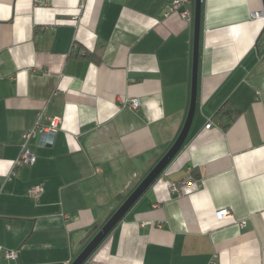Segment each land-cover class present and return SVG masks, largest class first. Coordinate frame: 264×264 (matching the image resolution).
I'll use <instances>...</instances> for the list:
<instances>
[{"label":"crops","instance_id":"0c3cea01","mask_svg":"<svg viewBox=\"0 0 264 264\" xmlns=\"http://www.w3.org/2000/svg\"><path fill=\"white\" fill-rule=\"evenodd\" d=\"M170 1L0 0V264H71L177 139L195 0L189 19L166 16ZM260 11L202 0L190 131L84 264H264ZM54 118V144L32 137L36 162L17 164L26 133Z\"/></svg>","mask_w":264,"mask_h":264},{"label":"water","instance_id":"95a60500","mask_svg":"<svg viewBox=\"0 0 264 264\" xmlns=\"http://www.w3.org/2000/svg\"><path fill=\"white\" fill-rule=\"evenodd\" d=\"M201 15H202V0H195L194 6V48H193V72H192V91L191 103L185 124L179 133L175 142L166 151L157 164L144 177L139 185L133 190L129 197L121 204V206L114 212L108 221L99 229V231L87 243L84 249L73 260L71 264H84L96 248L102 243L107 235L119 223L129 209L141 197V195L149 188V186L164 172L168 165L174 160L183 146L185 139L190 131L192 121L196 110L197 101V87H198V62L200 50V34H201Z\"/></svg>","mask_w":264,"mask_h":264},{"label":"built area","instance_id":"2783aa9c","mask_svg":"<svg viewBox=\"0 0 264 264\" xmlns=\"http://www.w3.org/2000/svg\"><path fill=\"white\" fill-rule=\"evenodd\" d=\"M194 0H171L168 4L167 10H166V16L172 14V13H178L184 18H190L192 15V9L190 8V5L193 3ZM184 7V8H183ZM182 8V9H181ZM254 18H264V12H255L253 13ZM132 105L134 108H138L140 105L139 99H133ZM213 122L210 121L206 128H210L212 126ZM59 126V119L54 118L52 119V122L50 126L47 127H39V125L36 126L35 129L30 131L29 133H26L25 135V142L22 147L21 154L19 158L17 159L16 163L19 165L28 163V164H34L37 160L36 155L27 147V144L29 140L34 137L38 136L39 138V145L41 146H48L53 145L55 142V136L57 133V129ZM172 190H178L180 187H178L177 184L172 183L170 185ZM44 189L40 185H36L30 189V194L32 197L38 199L41 194L43 193ZM216 217L218 220L222 221L225 219H231L233 218V212L229 208H222L216 211ZM240 225L244 226L246 224L245 220H242L239 222ZM6 257L10 259H16L18 257V253L15 251H8L6 252Z\"/></svg>","mask_w":264,"mask_h":264},{"label":"trees","instance_id":"16d2710c","mask_svg":"<svg viewBox=\"0 0 264 264\" xmlns=\"http://www.w3.org/2000/svg\"><path fill=\"white\" fill-rule=\"evenodd\" d=\"M261 40H262V42H264V36L262 37V39H261Z\"/></svg>","mask_w":264,"mask_h":264}]
</instances>
